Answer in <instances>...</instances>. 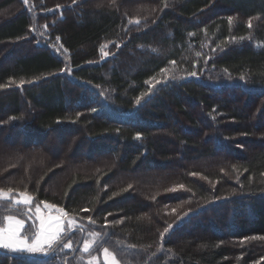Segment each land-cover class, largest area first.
Here are the masks:
<instances>
[{"label":"trees","instance_id":"1","mask_svg":"<svg viewBox=\"0 0 264 264\" xmlns=\"http://www.w3.org/2000/svg\"><path fill=\"white\" fill-rule=\"evenodd\" d=\"M0 138V224L78 221L0 264H264V0H0Z\"/></svg>","mask_w":264,"mask_h":264},{"label":"snow or ice","instance_id":"2","mask_svg":"<svg viewBox=\"0 0 264 264\" xmlns=\"http://www.w3.org/2000/svg\"><path fill=\"white\" fill-rule=\"evenodd\" d=\"M229 22L231 23V18H229ZM57 39H59V37H57ZM102 55L106 57L108 53L103 52ZM190 75L195 76L196 73L193 72ZM22 83L23 82H21V84ZM137 103H139V100H137ZM93 111H95V109H93ZM193 175H195V173ZM12 192L13 190L11 188L7 191L0 190V198H10ZM15 203H22L27 206L24 214L30 221H33L27 230L32 231L34 229L32 232V241L29 243L28 235L25 230V220L17 219L13 215H8L5 217L6 224L0 227V248L28 253L43 251L45 248L51 249L54 244H58L63 240L68 231L76 227L75 221L69 218L68 213L65 212L63 208H56L55 205L49 204L46 201H40L35 204L33 208V197L26 192L19 193V199H16ZM41 206H43V208ZM54 210L55 214H53ZM65 224L67 225V231ZM171 227L172 225H169V228ZM169 228H166L165 232H168ZM22 233L25 234L22 235ZM90 235L92 237L99 236V234L95 232L90 233ZM161 236L163 237V233ZM94 243L95 240L84 241L83 251L89 252ZM63 247L71 249V239H69L67 243H64ZM103 253L106 264H119V261L109 252L108 248H104ZM95 259L96 258L93 257L92 260L89 261V264H94Z\"/></svg>","mask_w":264,"mask_h":264},{"label":"rangeland","instance_id":"3","mask_svg":"<svg viewBox=\"0 0 264 264\" xmlns=\"http://www.w3.org/2000/svg\"><path fill=\"white\" fill-rule=\"evenodd\" d=\"M16 52H17V53H18V52L22 53L23 50L18 48V50H17ZM67 133H68V131H63L62 134L60 133V134H61L60 136H61V137L63 136L62 138L65 137V139H66V134H67ZM61 137H60V138H61ZM12 138L14 139V136H13ZM60 138H59V139H60ZM59 139H58V143H56V144H49V143L47 142V138H46V139L43 141V146H44V147L48 146V147L51 148L52 150H54V149H57V150H58V148H59V149L61 148V144L59 143ZM18 140H21V139H18ZM18 140H14L13 142L16 143ZM13 142H11V143H13ZM60 142H61V141H60ZM1 144H2V140H1V138H0V150L2 149ZM6 144H7V143H6ZM4 145H5V144H4ZM111 146H112V145H111ZM115 148H116L115 145L112 146V149H115ZM57 150H56V151H57ZM64 151H65L66 155L69 154L68 156H70L71 159L74 160L76 163L79 162V161H78L79 158L84 159V158L82 157V156H84V154L81 153V150H77V152L74 153L73 149H71L70 146H67V147L65 148ZM94 152H97L98 154H101V152H106V150L100 149V150H95ZM83 153H84V152H83ZM0 157L2 158V156H0ZM110 157L113 158V155L111 154ZM1 158H0V159H1ZM84 160H85V159H84ZM71 162H72V161L69 160V158H67V162H65L64 167H65V168H69V166L72 164ZM83 162H84V161H83ZM73 164H74V163H73ZM157 170H158V169H157ZM151 171H152V170H151ZM12 198H13L14 200L19 199V194H18V195H14V196H12ZM49 204H50V203H49ZM32 207L34 208L35 206L32 204ZM41 207L43 208V206H41ZM56 208H60V207H56ZM53 214H55V210L53 211ZM15 217H16L17 219H21V218H19V217H17V216H15ZM69 218L73 219V220L75 221V223H76V226H77L78 221H77L76 219L70 217V216H69ZM5 224H6V221H4L3 224H0V227H3ZM65 225H66V224H65ZM26 226H27V222L25 221V230H26ZM66 227H67V226H66ZM90 233H93V232H92V231H87V232H86V235H85L84 241H86V240H89V241H91V240H95V241H96V237H92V236L90 235ZM24 234H25V233H22V235H24ZM26 234L28 235L29 243H31V241H32V235H29L28 231H26ZM84 241H83V243H82V245H81V250H82V251H83V244H84ZM93 245H94V244H93ZM93 245H92V247H93ZM92 247H91V248H92ZM91 248H90V250H91ZM46 249H47V248H45L43 251H38V252H36V253H44ZM6 250L13 251L12 249H6ZM90 250H89V251H90ZM13 252H19V251H13ZM83 252H84V251H83ZM109 252H110V251H109ZM93 257L96 258L94 264H98V263H100L101 261H103V262L106 263L104 253H103V251H102L100 254H96V255H94V256H91V257H88V258H86V259H83V260L81 261V264H89V261L92 260ZM115 258H116V257H115ZM116 260L119 261L117 258H116ZM119 264H122V263L119 261Z\"/></svg>","mask_w":264,"mask_h":264}]
</instances>
